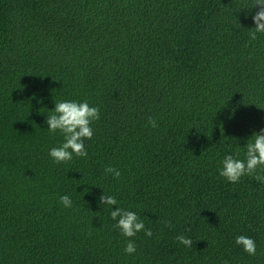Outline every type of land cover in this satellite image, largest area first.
Returning a JSON list of instances; mask_svg holds the SVG:
<instances>
[{"label": "trees", "instance_id": "1", "mask_svg": "<svg viewBox=\"0 0 264 264\" xmlns=\"http://www.w3.org/2000/svg\"><path fill=\"white\" fill-rule=\"evenodd\" d=\"M253 3L0 0V264H264V184L219 175L264 129ZM62 100L99 106L100 118L87 157L57 164L48 153L63 135L46 118ZM116 207L152 236L124 237Z\"/></svg>", "mask_w": 264, "mask_h": 264}, {"label": "clouds", "instance_id": "2", "mask_svg": "<svg viewBox=\"0 0 264 264\" xmlns=\"http://www.w3.org/2000/svg\"><path fill=\"white\" fill-rule=\"evenodd\" d=\"M252 7H258V11L252 17L255 27L252 28L253 31H250L249 37L251 40H256L257 33L264 34V0H254ZM99 118V106H90L87 101H56L54 109L46 118L48 131L53 134L59 131L63 135V143L49 150L48 154L53 161L59 164L71 161L73 155L87 157L84 140L92 139L94 133L91 124ZM148 123L153 128L157 127V123L152 117H149ZM244 148L246 149L244 159H237L231 154L225 155L221 161L222 167L219 175L233 184L239 182L243 176L251 175L255 181L264 184V129L258 133L253 132ZM104 171L106 174L113 175L114 178H119L121 175L120 171L112 166L105 167ZM59 202L66 208L72 206V200L67 195L61 196ZM100 202L108 206L118 203L114 196L104 193L100 196ZM110 216L112 220L117 221L113 227L119 229L124 237H135L141 231H144L148 237L152 236L151 229L146 230L143 220L133 211L116 207L115 210H110ZM176 240L189 248L193 245L191 238H186L184 235L177 236ZM235 243L241 246L248 255H256V244L253 238L238 235L235 238ZM123 251L128 255L135 253L136 244L134 241L129 239Z\"/></svg>", "mask_w": 264, "mask_h": 264}]
</instances>
